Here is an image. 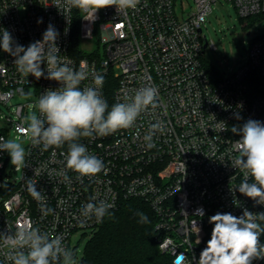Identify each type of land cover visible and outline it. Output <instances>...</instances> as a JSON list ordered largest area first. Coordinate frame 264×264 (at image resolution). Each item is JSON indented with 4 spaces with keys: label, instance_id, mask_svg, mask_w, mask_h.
Wrapping results in <instances>:
<instances>
[{
    "label": "built area",
    "instance_id": "obj_1",
    "mask_svg": "<svg viewBox=\"0 0 264 264\" xmlns=\"http://www.w3.org/2000/svg\"><path fill=\"white\" fill-rule=\"evenodd\" d=\"M183 1L140 0L135 10L117 13L109 7L88 21L80 10L78 20L77 9L57 8V0H0V33L7 29L26 48L41 40L52 24L59 32L61 61L87 73L80 88L94 87V74L104 76L101 93L109 110L117 102H128L147 84L159 90L158 107L142 113L132 128L79 138L77 142L107 169L81 178L66 168L68 146L44 150L26 133L30 111L39 116L40 95L61 85L24 76L17 71L15 57L0 49V103L10 114L8 126L0 128V142L8 141L12 132L27 138L25 168L12 167L9 154L0 151V232L14 233L18 223L30 222L50 239L62 237L71 251L76 231L90 230L92 235L101 224L81 214L87 203L103 200L114 205L111 211L135 198L156 212L159 247L173 264H197L214 226L211 215L240 216L245 208L264 212V205L238 190L244 176L233 161L238 156L234 143L240 137L231 132L248 119L264 122V34L253 38L248 59L237 71L217 78L207 68L205 49L216 47L204 35L203 23L221 0H194L189 11ZM225 1H231L243 19L264 17V0ZM40 18L43 22L38 24ZM76 25L78 51L73 48ZM42 68L46 76V63ZM27 96L35 99L12 103ZM241 103L243 108L238 107ZM236 113L242 119L237 120ZM158 120L165 128L153 136L154 147L149 149L143 137ZM29 182L41 192L43 202L29 193ZM42 208L52 211L45 214ZM8 251L0 243V264H11ZM253 264H264V259Z\"/></svg>",
    "mask_w": 264,
    "mask_h": 264
},
{
    "label": "clouds",
    "instance_id": "obj_2",
    "mask_svg": "<svg viewBox=\"0 0 264 264\" xmlns=\"http://www.w3.org/2000/svg\"><path fill=\"white\" fill-rule=\"evenodd\" d=\"M139 3L140 0H57L54 5L78 9L86 14L88 21H94L100 10L115 7L117 13H126L129 9L135 10ZM42 22V18L37 21L38 24ZM58 38L59 32L49 24L42 39L25 48L15 42L10 31L4 29L0 33V49L15 57L17 71L24 76L31 75L37 80L44 77L61 85L45 91L38 98L39 116L32 114L27 121L26 133L31 143L42 145L44 150L67 143L66 168L81 178L92 177L107 169L100 158L89 154L86 146L77 142L79 138L106 137L132 128L142 113L158 107L159 90L147 84L136 90L128 102H117L109 110L101 93L104 76L94 74L95 86L81 89L80 84L87 78V73L61 61ZM45 63L46 76L42 68ZM238 107L243 108V104ZM235 118L242 119L239 113ZM164 128L159 120L150 125L143 137L146 147H154L153 136L157 132L162 133ZM231 132L240 137L234 143L238 156L233 161L234 167L239 168L244 176L238 190L255 204L264 205V122L248 119L242 126L234 125ZM0 151L9 154L15 169L27 167L26 150L20 142H0ZM27 190L37 201L43 202L44 197L35 184L29 182ZM113 207L103 200L98 204L89 202L81 214L86 219L95 217L97 223H102ZM42 211L47 214L52 209L42 208ZM138 215L141 222H147L146 215ZM261 222H264V212L256 213L247 208L240 216L230 212L211 215L209 223L214 226L197 264H253L255 260L264 259V243H261L264 225ZM197 231L199 233L200 229ZM0 243L8 247L7 259L11 264H61V261L62 264H76L74 254L65 247L62 237L50 239L46 232H41L30 222L18 223L14 233L0 232Z\"/></svg>",
    "mask_w": 264,
    "mask_h": 264
},
{
    "label": "trees",
    "instance_id": "obj_3",
    "mask_svg": "<svg viewBox=\"0 0 264 264\" xmlns=\"http://www.w3.org/2000/svg\"><path fill=\"white\" fill-rule=\"evenodd\" d=\"M76 13L79 20L80 11L77 9ZM78 33L79 25H76L75 51L79 49ZM207 68L212 75L221 77L211 64L207 63ZM110 86L108 93L113 105V87ZM65 145L68 146L67 143ZM138 213L146 215L147 222H141ZM156 222L157 214L149 203L135 198L123 200L118 208L109 211L89 238L81 264H173L172 257L159 247ZM261 243H264V234L261 235Z\"/></svg>",
    "mask_w": 264,
    "mask_h": 264
},
{
    "label": "rangeland",
    "instance_id": "obj_4",
    "mask_svg": "<svg viewBox=\"0 0 264 264\" xmlns=\"http://www.w3.org/2000/svg\"><path fill=\"white\" fill-rule=\"evenodd\" d=\"M183 6L187 11L193 10L194 0H184ZM203 32L216 47L214 49L210 45L205 49L206 62L215 67L221 74L227 75L237 71L247 61L253 38L264 34V17L255 16L243 19L239 16L231 1L221 0L213 4L211 13L203 23ZM19 99L33 102L35 98L34 96L17 97L12 100V103L19 101ZM32 114H36L35 111H30L28 118ZM8 115H10L8 107L0 103V128L8 126L6 118ZM9 140L20 142L26 150L27 138L24 136L18 137L15 136V132H12ZM11 166L13 167V165ZM15 174L19 175L18 172ZM90 237V230H79L74 233L71 252L74 254L76 264H81Z\"/></svg>",
    "mask_w": 264,
    "mask_h": 264
},
{
    "label": "water",
    "instance_id": "obj_5",
    "mask_svg": "<svg viewBox=\"0 0 264 264\" xmlns=\"http://www.w3.org/2000/svg\"><path fill=\"white\" fill-rule=\"evenodd\" d=\"M205 47H207V43L205 44Z\"/></svg>",
    "mask_w": 264,
    "mask_h": 264
}]
</instances>
